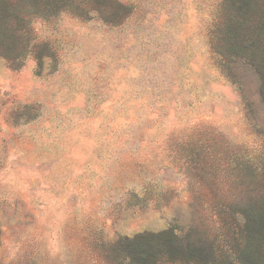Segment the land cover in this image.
<instances>
[{"label": "rangeland", "instance_id": "rangeland-1", "mask_svg": "<svg viewBox=\"0 0 264 264\" xmlns=\"http://www.w3.org/2000/svg\"><path fill=\"white\" fill-rule=\"evenodd\" d=\"M247 1L26 7L20 54L0 47V264H137L170 231L228 262L215 215L235 226L264 194V0Z\"/></svg>", "mask_w": 264, "mask_h": 264}, {"label": "trees", "instance_id": "trees-1", "mask_svg": "<svg viewBox=\"0 0 264 264\" xmlns=\"http://www.w3.org/2000/svg\"><path fill=\"white\" fill-rule=\"evenodd\" d=\"M12 2L19 5L11 6ZM66 3H69L68 0H0V47L9 46L12 53H17L14 55L20 54L23 31L26 30L22 23L24 17L28 16L26 7L38 8L41 13H52L66 8ZM244 7L247 11L251 9V0ZM258 202L257 206L248 205L237 214H231L235 226L223 221V213L215 215L219 219L217 223L222 225L221 231H231L237 241L227 253V263H218L213 251L204 255L203 249H195L185 254L186 250L173 231L146 236V248L141 249L139 254L138 251L133 253L132 259L137 264H264V194ZM135 245V241L129 242L128 247L134 251Z\"/></svg>", "mask_w": 264, "mask_h": 264}]
</instances>
